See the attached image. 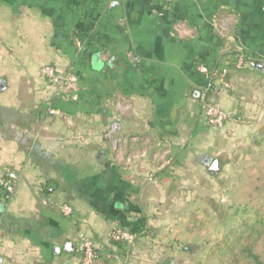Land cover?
Instances as JSON below:
<instances>
[{
	"label": "crops",
	"instance_id": "1",
	"mask_svg": "<svg viewBox=\"0 0 264 264\" xmlns=\"http://www.w3.org/2000/svg\"><path fill=\"white\" fill-rule=\"evenodd\" d=\"M254 63L264 66V0H0V176L19 175L9 201L0 193V264H82L80 233L94 243L92 264L150 263L172 180H214L204 160L221 170L260 129L264 71ZM45 64L76 78L75 96L60 97ZM200 65L228 68L234 89ZM208 88L230 115L223 129L203 113ZM115 120L120 152L148 154L132 170L105 137ZM117 227L137 243H111Z\"/></svg>",
	"mask_w": 264,
	"mask_h": 264
},
{
	"label": "rangeland",
	"instance_id": "2",
	"mask_svg": "<svg viewBox=\"0 0 264 264\" xmlns=\"http://www.w3.org/2000/svg\"><path fill=\"white\" fill-rule=\"evenodd\" d=\"M238 151L218 176L209 174L214 180H172L174 202L170 197L164 204L171 219L167 220L165 233L150 237L145 252L152 256L147 264H206L216 244L256 215L264 204V119L256 134ZM116 157L115 153V161ZM199 211L208 216L205 221L201 217L203 227L191 229V220Z\"/></svg>",
	"mask_w": 264,
	"mask_h": 264
},
{
	"label": "built area",
	"instance_id": "3",
	"mask_svg": "<svg viewBox=\"0 0 264 264\" xmlns=\"http://www.w3.org/2000/svg\"><path fill=\"white\" fill-rule=\"evenodd\" d=\"M117 5L118 2L116 1L111 3L112 8ZM245 63L246 60L243 56L238 57L236 68H243ZM198 71L211 83H218L225 90L234 89L233 81L230 77V70L228 68L219 69L216 67L200 65L198 67ZM41 74L54 86L60 97L68 98L76 95L78 85L76 78L72 74L60 71L53 64H45L41 68ZM200 101L208 125L215 129H223L229 121L230 115L214 102L209 88L204 90ZM49 114L54 116L58 115V112L56 110H50ZM106 138L112 142L114 150L119 153L116 157L117 163L122 165L127 170H132L148 155L145 150L129 153L120 152V146L124 144L127 139L122 134V125L118 120H115L110 124L106 132ZM130 141L137 142L139 139L131 138ZM158 160L161 162L163 167L169 164L165 157H161ZM18 180L19 175L17 171L11 169H6L0 176V193L3 201L7 202L13 197ZM62 213L65 216H70L72 214L71 207L64 205L62 207ZM136 240L137 235L135 233L121 227L113 229L110 234V241L115 244L124 243L127 245H133ZM76 250L81 256L82 264H92L97 257L93 241L83 233L78 235Z\"/></svg>",
	"mask_w": 264,
	"mask_h": 264
},
{
	"label": "trees",
	"instance_id": "4",
	"mask_svg": "<svg viewBox=\"0 0 264 264\" xmlns=\"http://www.w3.org/2000/svg\"><path fill=\"white\" fill-rule=\"evenodd\" d=\"M207 216L205 211L194 214L191 229L203 227L201 217ZM206 264H264V204L211 249Z\"/></svg>",
	"mask_w": 264,
	"mask_h": 264
},
{
	"label": "water",
	"instance_id": "5",
	"mask_svg": "<svg viewBox=\"0 0 264 264\" xmlns=\"http://www.w3.org/2000/svg\"><path fill=\"white\" fill-rule=\"evenodd\" d=\"M253 67L256 68L257 70L264 71V66L261 64L254 63ZM204 166L207 167L208 173L212 176H218L220 173V162L217 159H212V158H206L204 160ZM74 249V244L68 243L65 251L66 252H73Z\"/></svg>",
	"mask_w": 264,
	"mask_h": 264
}]
</instances>
